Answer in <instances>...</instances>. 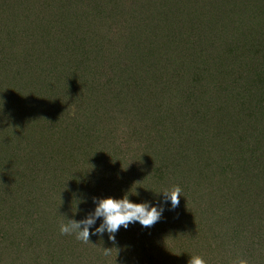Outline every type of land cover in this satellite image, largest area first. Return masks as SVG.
Wrapping results in <instances>:
<instances>
[{
  "label": "rangeland",
  "instance_id": "1",
  "mask_svg": "<svg viewBox=\"0 0 264 264\" xmlns=\"http://www.w3.org/2000/svg\"><path fill=\"white\" fill-rule=\"evenodd\" d=\"M136 1L132 0L130 10L117 12L119 0H92L91 2L90 0H0V25L3 26V22L10 25V19L17 16L13 21L17 28L22 25L24 28H31L30 23L36 18L40 21H37V23L42 26L47 25L49 21V27L51 28L53 22L57 19L60 21L57 26L61 25V27L55 30L54 50L61 52L59 54L65 52H75L77 54L81 45L85 47L89 55L88 68L85 66L78 68L81 75L75 79L76 81L70 89H66L67 91L61 87L57 88L56 79L53 77L55 74L53 65H49V69L45 66L46 72L42 76L40 75L41 72L38 71L39 69L32 68L35 66L33 56L31 58L26 57V59L22 57L14 67H10V72L3 73L8 74V78L2 79L4 81L0 80V137L4 138V141H0V264H54L50 259H45V250L41 252L42 249L47 250V244L52 240V235L49 234H61V223L66 222L67 219L79 220L86 211L91 210L88 195L86 197L82 195V198L87 199V201L82 204L85 212L81 214L76 211L75 199L68 201L69 196H73L72 192L70 194L69 191H65L67 199L63 203L62 190L56 186V183H48L49 176H54V172L49 168L47 171L45 169L47 167L44 165H49L53 159L59 161L64 156L62 160L65 159L64 164L68 165V168H79V165L81 166L82 163L88 161V157H92L91 149L86 148V146L88 144L87 139L91 137L90 130L95 125L94 118L103 127L102 119L106 116V108L115 107L116 103L110 106L108 105V98H104V101L95 105V112L90 118L91 120L88 119L90 122L88 136L82 137L79 135L81 128L75 122L74 116L77 111L86 113L93 102L90 89L86 88L84 93H81V82L85 78L92 81L94 76L99 74L100 71L94 70L95 61L99 62L95 65L104 67L108 76L114 75L119 68L127 69L129 65L131 68L137 66L140 60L134 61L135 64L130 63L131 54L129 53V51L134 53L133 46L135 42L124 40L120 43L118 35L114 33L115 28L120 30L122 27L134 28L131 25L130 17L132 9L135 14L139 10ZM233 1L239 3V0ZM252 1L240 0L241 6L244 9L246 8L245 12L240 11L242 14L238 16L237 9L234 13L229 11L226 14L229 22L223 17L221 20L223 23L218 22L216 28L211 27L214 35L224 36L223 39L226 44L221 46V55L225 51L229 53L230 49L234 51H232V55L224 54L225 57L221 61L222 63L225 62L226 58V68L233 69L229 76L225 74L220 80L206 79V88H203V92L207 95L205 94L203 99L207 102L204 106L211 108V111L217 117L223 116L224 110H234L235 106L244 115L240 114L238 119V131L236 132L238 137L235 138L240 147V157L237 158L236 167L230 171L229 180L220 179L223 168L226 164L231 163L228 160L229 157L222 155L221 159L215 160L217 162L216 167L220 165L217 170V181L215 182L209 178L208 174H205V180L199 182L201 187L207 191L208 197L206 196V199H203L204 194L200 195L202 198L197 199L191 208L197 210L199 205L204 206L203 212L208 213L209 234H214L212 224L216 219L211 214L214 208L219 206L221 210L219 217L224 220L219 224V228L223 230L220 231L221 234H232L226 233L225 228L233 219L228 213V205H226L228 198L224 197L222 200L218 196L214 198L212 186L216 185L214 188L226 190L230 187V181H233L242 182L245 185V190H251L250 182L260 180L261 174L258 171L264 164V56H256L259 47L261 50L263 48L264 51V9H262L261 14V9L257 8V6H264V0ZM156 3L159 4L160 1L156 0ZM145 9L144 7L142 12L139 10L143 13V17H138V25L143 26V21L150 19L148 13L144 12ZM224 11L225 9H218L217 13L224 15ZM100 18L108 20L101 21ZM235 20L236 25H234ZM42 29L43 27H41ZM139 29L141 30V28ZM234 29H236L235 33L238 36L234 35ZM247 29L252 30V33H258L259 31L261 34L259 39L263 41V46L250 42L243 43L246 54L242 56L240 55L242 45L240 44L239 48L234 47V45L236 42H244L243 34L248 32ZM231 35L234 38L233 48H231L232 39L229 40ZM238 56H241L240 61L233 64V59ZM167 58L172 63L169 56ZM147 59L152 61V55ZM174 60L175 62L178 61V59ZM31 61L32 67L30 65ZM165 63L167 69L174 68L167 65V61ZM164 65L163 67H165ZM1 71L3 72V68ZM141 77L144 79V85H147L148 76L141 73ZM182 80L181 86L183 85V90H187L189 87L185 82L186 80ZM221 82L222 86L217 87ZM173 84H175L174 81ZM215 86L216 89L214 90ZM149 90L152 89L141 87L137 92L143 94ZM174 90L175 86L173 87ZM6 91L11 92L14 97L6 96L4 94ZM60 91H66L67 94L65 95ZM33 93H36L35 95L41 93L40 97L51 103L49 109L51 116H49L48 121L41 119L33 121L31 117L27 116L29 113L22 102L25 99L23 96L31 94L29 97H32ZM145 95L148 94L145 93L142 98ZM157 101L156 106L150 108L158 109L159 99ZM152 102L154 104L155 100L153 99ZM128 103L130 101L125 104V126L121 127L123 133L120 134L119 130L121 128L119 129L120 125H116L114 122V116L107 115L110 121L105 119L104 124L106 123L107 126L115 129V135L112 137L109 135L105 140L110 150L94 148L96 146L94 145L93 152H95V156L93 155L92 158L97 156L100 161V165H94V169L96 168L97 173H101V179H106V173L104 174L102 171L109 167V178L107 180L117 185L124 195L127 194L129 198H132L134 194L131 189L137 188L136 178L139 174L133 168L134 166L145 168L146 172L143 174L140 184L143 183L146 186L148 180L156 177V184H160L159 189L161 190L165 187H171L172 184L169 181L165 182L164 187L161 186L162 172L165 173L170 168L182 169L185 166L183 161L187 158L182 157L181 159L175 154L179 144L184 141V135H182L180 128H183L185 123L182 121L183 116L180 115V107L173 106L170 108V115H166L168 109L164 108L159 115L160 118L155 119L157 125L160 119V126L157 130L152 129L149 133L152 126L141 128L145 136L151 134V140L146 141V145L142 146L139 141L143 138L136 135L130 137L129 133L134 125L129 122L138 120L141 124L148 115L146 114L140 118L134 117L135 114L128 110ZM160 107L163 106L160 105ZM41 108L34 109L35 111L32 110L33 114ZM20 112L24 115L20 116ZM213 113L211 114L215 121L216 117ZM141 120L142 122H140ZM188 122L192 124L189 127L191 129H183L186 132L188 130L189 142L193 143L197 135V128L195 129L197 119H190ZM212 124L207 127V135L218 137L219 128ZM223 135L225 133L222 132L221 136ZM171 140L172 143H178L173 148L170 144ZM190 143L185 146V154L192 159H197L196 153L194 151L192 153V150H190L193 147ZM225 143V151L229 154L235 143L233 139H226ZM217 145V143L210 142L208 149L212 151L204 153V156H208L212 152L217 153V149H215ZM139 149L141 150L138 151ZM101 150H103L102 155L100 154ZM108 158H110V161ZM121 159L122 162L119 164ZM128 164L130 165L128 166ZM91 167L93 168V165ZM99 167H101L100 170ZM56 177L57 175L54 176V179ZM241 179L243 180L241 181ZM149 188L156 192L158 186L153 189L150 185ZM229 198H232L230 200L233 202L232 206L240 205V201H243L245 208L248 205L247 198L241 199L238 196H230ZM188 203H191V200L179 203V206L174 210V212H177L175 215L172 214L173 211H165L160 222L149 229L142 228L139 224L130 225L127 230L121 227L117 233L120 236L116 234L115 243L108 239L107 234L102 237L103 239L96 236L95 242L91 245L95 247L97 254L102 252L103 258L100 259V262L105 261V264H110L111 258H113L124 264H184V262L187 264L190 258L188 255L179 257L177 249L174 252H167L163 243L166 241L167 234H173V232L175 234H185L186 221L182 216L185 215L186 219L188 218L186 214H183L181 208L184 209ZM185 210L187 211V208ZM262 214H264V209L255 212L253 217L259 219ZM247 216L248 213L244 215L245 219ZM139 234H144L146 238L139 236ZM237 234L250 233L241 231ZM54 241L60 245L63 240ZM76 241H73L74 244ZM255 242L252 247L250 243H242L238 249L224 248L220 254L217 253L211 256L208 252L204 260L206 264H236L239 259L247 260L248 264H264V260L260 258L264 255V243L261 242L258 235ZM76 245L79 247L78 243ZM105 249L108 251L106 252ZM142 253L145 256L140 259H128L130 254L141 255ZM64 256L66 257L64 258L65 261L61 264H70L67 262L71 258L70 256L75 259L74 262H78L79 259L75 253H65ZM93 263L98 264L96 261Z\"/></svg>",
  "mask_w": 264,
  "mask_h": 264
},
{
  "label": "trees",
  "instance_id": "2",
  "mask_svg": "<svg viewBox=\"0 0 264 264\" xmlns=\"http://www.w3.org/2000/svg\"><path fill=\"white\" fill-rule=\"evenodd\" d=\"M91 1L92 0H90V2ZM159 1V4L156 3V0H145V2L144 0L136 1L141 12L143 11L144 7L146 8L144 12L148 13L150 19L152 18L151 22L148 18L143 21V26L138 25V17H143V13L138 10V12L135 14L134 10L132 9L130 21L131 25L134 26V28H132L133 30L129 27H122L121 30L119 28H115L114 30V33L117 34L120 39V43L124 40L135 42V45L133 46L134 53L129 51L131 54L130 63L135 64L136 62L134 61L136 60H140L141 62L139 61L137 66L132 68L130 65L127 67V69L119 68L114 75L108 76L104 70V67L101 65H95L96 63H99L95 61L94 70L100 71L99 74L95 75L94 80L92 81H90L88 78L82 80L81 93H84L86 88L90 89L89 91L91 93L93 104L89 106V110L86 113L77 111L76 115L74 116L75 122L81 128L79 135L82 137L88 136L90 126L88 119H90L95 112V105L104 101V98H108V105L111 106L113 103H116V106L106 108V116L102 119L103 127L100 126L97 119L94 118L95 125L92 126L93 128L90 130L91 137L87 139L88 144L86 146V148L91 149L92 157L93 155L95 156V152H93L94 145H96L94 148L98 147V149L102 148L110 150L109 145H107L105 140L109 137V135H111L110 137L115 135V129L107 126L106 123L104 124V120L107 119L110 121L108 116L113 115L116 125H120L119 129L124 127L126 111L125 104L128 101H130V103L127 104L128 110L135 114L134 117L140 118L146 114L148 115L143 122L142 120L140 121L142 122L141 124H139L138 120L135 122H129L133 123L134 125L129 133L130 137L136 135L143 138L139 141L142 146L146 145V143L151 140V134L145 136L142 133L141 128H150L152 126L149 130V133H151L152 129L157 130L160 126V119L158 125L155 119L157 117L160 118L159 115L161 114L162 110L167 108L168 110L166 115H170V108L173 106L180 107V115L183 116L182 121L185 123L183 128L191 129L189 127L192 124L188 121H190V119H197V124L195 126V129L197 128V135L195 137V141L190 143L188 130L186 132V130L180 128L182 135H184V141L179 144L175 154H177L181 159L182 157H184V159L187 158L185 161H183L185 166H183L180 170H177L176 168H170L165 173L162 172L163 179L160 183L161 186L164 187L165 182L171 181V187L179 186L182 190V196L179 197L180 203L184 202L185 200H191V203H188L184 209L181 208L182 212H184L183 214H186L188 218L186 219L185 215L182 216L186 221L185 234H175L174 232L173 234H167L166 241L163 243L166 251L174 252L175 249H177L179 257L184 255H188L189 257L193 255H199L205 258L208 255V252L210 256L217 253L220 254L221 250L224 248L238 249L239 245L242 243H250L252 244V247L256 243L255 241L257 235L261 239V242L264 243V214H262L259 219L253 217L255 212H258L260 209H264V164L258 171L261 174L259 177L260 180H252L250 182V186L252 187L251 190H245V185L242 182L233 181H230V187L226 190L214 188L216 185L212 186L214 198L217 196L221 197L220 200H222L224 197L228 198L226 205H228V213L233 219H231V223L226 226L225 232L232 234L220 233V231L223 230L222 228H219V224L224 220H221L219 217V214L221 213L219 206L214 208L211 213L216 219V221L212 224V227L214 228V234H209L208 232V213L203 212L204 206L199 205L197 210L191 209L196 200L202 198L200 195L204 194L203 199H206V196L208 197L207 191L199 184V182L205 180L204 175L208 174L210 179L214 180L215 182L217 181V170L219 169L220 165L216 167L217 162L215 160L221 159L222 155L229 157L228 160L231 163L226 164L220 176L221 180H229L230 171L236 167L237 158L240 157V147L239 144L236 143L235 138L238 137L236 133L238 131V119L240 114H243V112L241 110H237L238 108H235V106L234 110H224L223 116L217 117L211 111V108L204 106L207 101L203 99V96L206 94L203 92V88H206V79L220 80V78L225 74L229 76L233 69L226 68V58L225 62H221L226 53H228L225 51V53L221 55V46L226 43L223 39L224 36L214 35L211 27H215L216 23L218 22L223 23L221 22L223 17L227 22H229L228 16L226 15L227 12L232 11L234 13L235 9H237L236 13H239L238 16H240L242 14L240 11L245 12L246 8L244 9L243 6H241L240 0L239 3L233 0H231L230 3V0ZM131 2L132 0H119L116 11L120 12L121 10H130V7H132ZM251 2L253 1L251 0ZM74 6L76 5L74 4ZM118 7L120 9L119 11ZM257 8L261 9L262 14V9H264V6H257ZM218 9H225L224 15L218 14ZM15 17L17 18V16ZM14 19H10V25L4 22L3 26L0 25V65H2L0 67L3 68V72L1 71L2 68H0V80L8 78V74L3 73L10 72V67H14V65H16L22 57L26 59V57L31 58V56H33L35 66L32 67L31 61L30 65L32 68L39 69L38 71L41 72L40 75L42 76L44 72H46V68L44 69V67L46 66L47 69H49V65H53L55 74L52 75L56 79L57 88L61 87L64 90L67 88L70 89L75 83V79L81 75L78 68L80 66H85L88 68L87 62H89V55L88 52H86L85 47L80 45L77 54L75 52H65L64 54H59L61 52H57L53 48V38L56 34L55 30L61 27V25L59 27L57 26L58 22L60 21L55 19L52 27L50 28L48 20L47 25L42 26L41 24L37 23L39 19L36 18L32 23H30L31 28H24L23 25L20 28H17L15 22H13ZM100 20L107 21L108 19L100 18ZM234 25H236V20L234 21ZM41 27H43L42 30ZM139 28H141V30ZM247 30L248 32H244L243 34L244 42L239 41L240 43L236 42L234 45L236 48H239L240 44L242 45L240 48V55L242 56L246 54L243 43L250 42L252 44H260V46H263V41H260L259 39V37H261L259 31L258 33H252V30ZM235 32L236 29H234V35L238 36ZM231 39V48H233L232 43L234 38L232 35L229 36V40ZM232 51L233 50L230 49L228 55H232L234 52ZM151 55L152 61L147 59V57ZM167 56H169V59L172 61V63H170ZM256 56H264L263 48L261 50L259 47ZM41 59H43V61H41ZM174 59H178V61L175 62ZM240 59L241 56L234 58L233 64H236L238 61H240ZM165 61H167V65H171L174 68L167 69L166 65H164L166 64ZM163 65L165 67H163ZM141 73H143L145 76H148L146 80L148 81L147 85H144V79L141 77ZM44 78L46 79V77ZM182 79L186 80L185 82L189 87L187 90H183V85L181 86L183 81ZM173 81L175 84H173ZM174 86L175 90L173 91ZM179 86H181V88H179ZM218 86H222V82L219 83L217 87ZM141 87H148L152 90L145 92L148 95H145L144 98H142L145 93L139 94L137 92V90ZM215 89L216 86L214 87V90ZM66 91L60 92H63L66 95ZM4 94H6V96H12L11 92L9 91H6ZM35 94L33 93L32 97H29L31 94H29V96H23L25 99L22 102L29 113L27 116L31 117L33 121L38 119L48 121L49 116H51L49 113L51 103L44 101V99L40 97L41 93L39 95ZM153 99L155 100L154 104L152 102ZM157 99H159L158 109L150 108L156 106L158 102ZM27 103H29V105H27ZM160 105L163 107L161 108ZM38 106L42 108L37 113L33 114L32 110H38L40 108ZM154 112H156V114H154ZM211 113H213L216 117L215 121ZM19 115L23 116L24 114H21L20 112ZM211 123L215 124L216 127L219 128V138L216 135L215 136L217 138L207 135V127H209ZM241 130L243 129L241 128ZM119 131L120 134H122L123 128H121ZM222 132L225 133V135L221 136ZM226 139H233V142L235 143L233 144V150L229 154H227L225 151ZM0 141H4V138L0 137ZM210 142L218 144L215 147V149H217V153L212 152V154L204 156V153L212 151L208 149L210 147ZM189 143L190 145L192 144L193 147L191 149L188 147V150H192V153L194 151L196 153L197 159H192L189 155L187 156L185 154V146ZM170 144H172L171 147L173 148L178 143H172L171 140ZM102 151L103 150L100 151L101 155L103 154ZM250 151L251 150L249 148V152ZM63 157L64 156H62V158ZM92 157H88V161L82 163L81 166L79 165V168H68V165L64 164L65 159L62 160V158L59 159V161L55 159L51 160L49 165L43 164L45 167H47H44L47 171L49 168L52 172H54V176L57 175L55 179L54 176H49L48 183L52 184L54 182L56 183V186L62 190L61 195L63 197V203H65V200L67 199V193L65 191H69L70 194L71 192L73 193V196H69L68 201H73L75 199L74 204H77L76 211H78V214L85 212L82 204L83 202L87 201V199H83L82 195L83 197L88 195L91 209L94 208V205L92 204L93 197L112 196L116 198H123L124 196L123 191L117 187V185L107 180L109 178V167H106L105 171H102L104 174L106 173V179H101V173H97L95 170L96 168L94 169V165L97 164L99 166L100 161L97 156L96 158L94 157L95 160ZM108 159L110 161V158ZM121 162L122 159L120 160L119 164H121ZM92 165L93 168L91 167ZM129 165L130 164H128V166ZM133 168L136 169L139 174L136 178L137 188L131 189V192L134 194V196L129 199L135 203L154 201L157 199L160 192L164 190H160V184H156L157 178H151L148 180V184L144 186L143 183L140 184L139 182L142 179L143 174L146 172L145 168L136 166ZM98 169L100 170L101 167ZM242 180L243 179H241V181ZM150 185H152L153 189L158 186L157 191H152V189L149 188ZM230 196H238L241 199L247 198V207L245 208L243 201L239 202L240 205L236 204L232 206L231 204H233V202L230 201L232 199L229 198ZM186 208L187 211L185 210ZM176 213L177 212L174 211L172 212L173 215ZM246 213H248V216L245 219L244 215ZM241 231H245L250 234H237ZM49 235H52V240L47 244V250L42 249L41 252L45 250V259H50V261H52L54 264H61L63 261H65V253H75V255L79 258L78 262H74L75 259L70 256L71 258L67 261L70 264H94V261L98 262V264H105V261L100 262V259L103 258L102 252L97 254L95 247L91 245L93 242H95L96 236H91L90 242L84 243L78 240L75 234ZM117 236H120V234H117ZM139 236L146 238L144 234H139ZM54 240L63 241L59 245ZM74 240H77L75 244L73 242ZM77 243L79 244V247L76 245ZM138 254H130L128 259L133 258L136 260L137 258L140 259L145 256L144 253L141 255ZM260 258L264 260V255H262ZM110 264L124 263H120L118 260L111 258ZM184 264L186 263L184 262Z\"/></svg>",
  "mask_w": 264,
  "mask_h": 264
},
{
  "label": "clouds",
  "instance_id": "3",
  "mask_svg": "<svg viewBox=\"0 0 264 264\" xmlns=\"http://www.w3.org/2000/svg\"><path fill=\"white\" fill-rule=\"evenodd\" d=\"M181 191L179 186H172L161 191L154 201L141 203L132 202L127 194L123 198L93 197L94 208L86 211L79 220L67 219L66 222L61 223L60 233L75 234L76 238L84 243L90 242L91 236L102 238L107 234L108 239L115 243L116 234L121 227L127 230L130 225L138 223L142 228L149 229L160 222L165 211H174L179 206ZM187 264H206V261L199 255H193L190 256ZM236 264H248V262L239 259Z\"/></svg>",
  "mask_w": 264,
  "mask_h": 264
}]
</instances>
